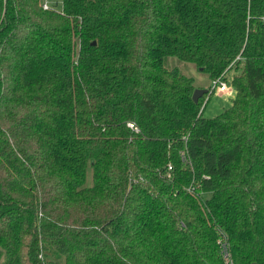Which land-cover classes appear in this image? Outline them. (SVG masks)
I'll use <instances>...</instances> for the list:
<instances>
[{"label":"trees","instance_id":"obj_1","mask_svg":"<svg viewBox=\"0 0 264 264\" xmlns=\"http://www.w3.org/2000/svg\"><path fill=\"white\" fill-rule=\"evenodd\" d=\"M226 255L264 264V0H0V264Z\"/></svg>","mask_w":264,"mask_h":264},{"label":"rangeland","instance_id":"obj_2","mask_svg":"<svg viewBox=\"0 0 264 264\" xmlns=\"http://www.w3.org/2000/svg\"><path fill=\"white\" fill-rule=\"evenodd\" d=\"M59 8H61V3L59 4ZM168 66L171 69L177 70L180 74L195 79V84L199 89H209V85H210L209 79L201 71H199L194 65L190 63L182 62L177 58H170L168 61ZM233 74H235V72L231 73L230 79L232 78ZM235 96L236 95L234 92L231 94H219V93L214 94L204 111V117L216 118L226 110H229L232 106ZM89 176L91 180L92 179L91 169Z\"/></svg>","mask_w":264,"mask_h":264},{"label":"built area","instance_id":"obj_3","mask_svg":"<svg viewBox=\"0 0 264 264\" xmlns=\"http://www.w3.org/2000/svg\"><path fill=\"white\" fill-rule=\"evenodd\" d=\"M43 9L46 11H56L61 12V8L59 6H54L52 2L45 1L43 3ZM209 92L211 95H214L216 93L219 94H231L235 93L234 89L230 86L229 82L225 79V77H221L218 80H215L212 82L211 87L209 88ZM131 128H134L135 130H138V127L135 126V124H128ZM193 189V187H190ZM227 264L231 263V259L229 256L226 255Z\"/></svg>","mask_w":264,"mask_h":264},{"label":"water","instance_id":"obj_4","mask_svg":"<svg viewBox=\"0 0 264 264\" xmlns=\"http://www.w3.org/2000/svg\"><path fill=\"white\" fill-rule=\"evenodd\" d=\"M208 93L207 89H197L194 93L193 99L196 103Z\"/></svg>","mask_w":264,"mask_h":264}]
</instances>
